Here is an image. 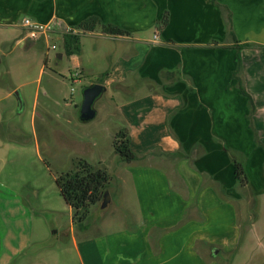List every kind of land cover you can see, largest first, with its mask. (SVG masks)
<instances>
[{
    "label": "crops",
    "instance_id": "1",
    "mask_svg": "<svg viewBox=\"0 0 264 264\" xmlns=\"http://www.w3.org/2000/svg\"><path fill=\"white\" fill-rule=\"evenodd\" d=\"M217 1L224 12L209 0H0V27L21 44L27 18L60 23L50 37L62 42L94 16L129 32L84 33L69 57L73 82L106 88L113 135L127 130L137 155L113 172L134 193L133 223L80 243L72 228L81 264H219L238 248L237 210L219 190L239 186L235 162L264 179V0Z\"/></svg>",
    "mask_w": 264,
    "mask_h": 264
},
{
    "label": "rangeland",
    "instance_id": "2",
    "mask_svg": "<svg viewBox=\"0 0 264 264\" xmlns=\"http://www.w3.org/2000/svg\"><path fill=\"white\" fill-rule=\"evenodd\" d=\"M20 36L0 27V264H81L72 228L80 243L133 223L127 201L134 203V193L113 173L119 155L111 119L119 121L108 117L113 107L106 95L96 104V118L82 122L77 107L89 81L73 82L76 69L62 41L49 36L21 44ZM80 162L111 176V200L105 208L103 202L92 208L88 232L74 223L57 185ZM251 176L231 190L233 196L219 190L234 203L241 227L238 248L220 255L219 264H264V179Z\"/></svg>",
    "mask_w": 264,
    "mask_h": 264
},
{
    "label": "trees",
    "instance_id": "3",
    "mask_svg": "<svg viewBox=\"0 0 264 264\" xmlns=\"http://www.w3.org/2000/svg\"><path fill=\"white\" fill-rule=\"evenodd\" d=\"M209 2L222 8L223 12L226 10L219 5L217 0H209ZM228 18L230 19L229 15ZM169 20V12L164 13L163 17L158 22L161 30L167 28ZM229 23L231 29L230 20ZM75 30L79 31V33H65L63 36L62 43L65 54L68 57L81 53V35L84 33L102 31L105 34L116 36L129 34V32L117 26L104 24L101 19L96 16L83 21ZM231 33L234 37L232 30ZM250 46L249 44H245L238 46V49L241 50ZM240 89L243 95L250 98L242 86V83H240ZM113 145L121 161L130 164L137 160V155L131 148L127 130H121L115 135ZM235 163V177L239 185H243L247 179L245 167L242 163ZM110 182L111 176L106 169L95 167L88 162H80L76 172L63 174L57 179V185L62 196L73 210V221L79 226L80 230L88 231L90 229V225L87 221L92 213V208L103 202Z\"/></svg>",
    "mask_w": 264,
    "mask_h": 264
},
{
    "label": "water",
    "instance_id": "4",
    "mask_svg": "<svg viewBox=\"0 0 264 264\" xmlns=\"http://www.w3.org/2000/svg\"><path fill=\"white\" fill-rule=\"evenodd\" d=\"M58 56L62 58L61 54ZM105 92L106 88L101 84H95L85 89L83 94L84 99L80 109V120L82 122H90L96 118L97 112L95 110V103ZM16 96L19 99V93H16ZM110 200V195L106 192L102 207H107Z\"/></svg>",
    "mask_w": 264,
    "mask_h": 264
},
{
    "label": "built area",
    "instance_id": "5",
    "mask_svg": "<svg viewBox=\"0 0 264 264\" xmlns=\"http://www.w3.org/2000/svg\"><path fill=\"white\" fill-rule=\"evenodd\" d=\"M22 27L25 31V39L30 41H39L41 39H47L50 35L54 34L58 28L61 27L57 21L51 23H38L33 22L31 19H24ZM65 33H76L75 29L68 28ZM157 38V36H156ZM52 49L56 50V45H52ZM75 82V80H74Z\"/></svg>",
    "mask_w": 264,
    "mask_h": 264
}]
</instances>
